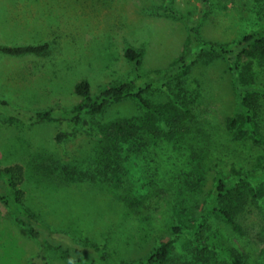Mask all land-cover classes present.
<instances>
[{
  "label": "rangeland",
  "instance_id": "rangeland-1",
  "mask_svg": "<svg viewBox=\"0 0 264 264\" xmlns=\"http://www.w3.org/2000/svg\"><path fill=\"white\" fill-rule=\"evenodd\" d=\"M167 3L187 19L201 17L202 36L216 42L237 40L264 23V0H211L205 6L201 0H0V45L51 44L41 56L0 53V100L9 104L0 106V164L23 166L20 186L26 204L53 227L103 244L111 264L146 256L169 238L174 239V251L165 264H264V177L237 180L224 198L235 208L241 232L211 213L205 216V227L193 233L219 176L237 179L264 170V146H254L248 136L235 139L226 130L239 96L224 61L199 65L190 79L194 86L202 83L207 98L198 111L211 136L206 161L195 158L194 149L176 155L170 147L167 156L157 152L147 166L140 156L130 155L124 190L106 184H52L31 169L30 160L39 151L65 162L88 156L103 137L100 125L141 116L142 111L132 100L114 104L96 117L91 134L80 130L58 143L59 124L25 123L14 117L13 109L69 108L79 101L74 89L81 79H88L97 92L131 76L133 68L123 56L128 44L143 52L145 69L169 68L185 49L186 31L181 20L160 13ZM257 85L264 86V68L257 69ZM261 106L263 114L264 98ZM260 123L264 134V121ZM254 188L256 197L250 193ZM121 192L139 202L128 206ZM174 223L181 226L179 236ZM210 239L215 242L211 244L220 242L218 252H198L196 245H208ZM38 251L39 244L0 202V264H30ZM47 257L49 264H70L59 251L50 249Z\"/></svg>",
  "mask_w": 264,
  "mask_h": 264
},
{
  "label": "trees",
  "instance_id": "trees-1",
  "mask_svg": "<svg viewBox=\"0 0 264 264\" xmlns=\"http://www.w3.org/2000/svg\"><path fill=\"white\" fill-rule=\"evenodd\" d=\"M201 1L205 6L211 0ZM160 13L181 20L186 31L185 49L169 68L145 69L143 52L128 44L124 48L123 56L133 68L131 76L105 85L97 92L93 91L88 79H81L74 89L79 101L69 108L51 106L40 110L22 107L13 109L14 117L25 123L59 124L61 128L55 135L58 143L76 137L80 130L91 134L96 117L114 104L132 100L142 111L141 116L118 117L100 125L103 137L97 138L92 153L82 159L65 162L53 154L43 155L39 151L30 160L36 177L62 186L91 183L106 184L115 190H124L129 181L126 161L130 155L140 156L147 166L154 159L155 153L162 152L167 156L166 149L170 147L176 155L187 154L189 149H194L195 158L203 157L202 161H206L212 152L207 140L210 134L198 114L207 98L202 83L196 81L194 86L190 79L199 65L219 60L228 65L239 96L237 112L226 120V130L235 139L241 140L248 136L254 146H264L260 123L264 121L261 106L264 86L257 85V69L264 68V23L257 29L244 33L237 40L216 42L202 36L201 17L187 19L170 3L165 4ZM50 46L48 41L38 44L0 45V53L10 56H41L48 52ZM153 94L157 96L156 101L151 99ZM161 97L166 99L164 103L159 100ZM0 106L5 108L9 104L0 100ZM45 161L48 163L46 166ZM262 177L264 170L259 173L250 171L237 179L219 176L214 197L204 209V217L192 225L193 233L205 227V216L211 213L221 216L233 230L241 232L235 208L225 204L224 198L228 197L226 195L229 189L237 186V180L245 183L247 179ZM24 180L23 166L3 167L0 164V202L11 212L14 221L39 244V251L31 256L30 264H49L47 255L50 249L59 251L70 264H111L103 244L78 239L65 229L53 227L39 217L25 202V191L20 186ZM122 192V199L128 206L133 207L139 202L138 198L134 199ZM250 193L256 197L258 189H251ZM180 227L178 223L172 225L173 232L178 236L181 234ZM216 239L214 238L215 241ZM210 242L214 241L210 239L208 245H196V249L203 253L207 250L218 252L220 242H216V245ZM173 251L174 239L169 238L159 242L146 256L123 260L118 264H165L172 257Z\"/></svg>",
  "mask_w": 264,
  "mask_h": 264
}]
</instances>
